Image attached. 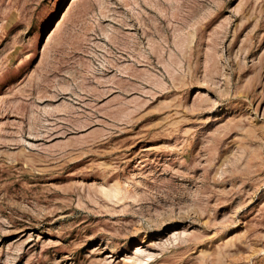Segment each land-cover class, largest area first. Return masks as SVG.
<instances>
[{"label":"rangeland","instance_id":"374dc122","mask_svg":"<svg viewBox=\"0 0 264 264\" xmlns=\"http://www.w3.org/2000/svg\"><path fill=\"white\" fill-rule=\"evenodd\" d=\"M0 264H264V0H0Z\"/></svg>","mask_w":264,"mask_h":264}]
</instances>
